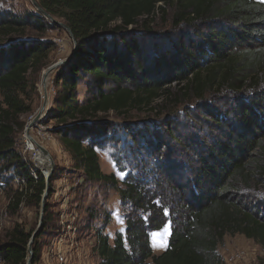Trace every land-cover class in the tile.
<instances>
[{
  "label": "trees",
  "instance_id": "trees-1",
  "mask_svg": "<svg viewBox=\"0 0 264 264\" xmlns=\"http://www.w3.org/2000/svg\"><path fill=\"white\" fill-rule=\"evenodd\" d=\"M38 4L64 22L75 42L70 61L52 76L55 95L44 124L53 123L74 169L118 193L125 221L124 233L116 232L109 243L103 232L110 214L87 209V230L102 220L93 231L99 264H224L218 247L227 235H242L264 250V3ZM157 17L166 33L155 35ZM57 27L40 14L20 17L0 7V180L9 173L23 181L25 192L18 197L37 205L44 179L38 174L34 180L18 152L17 135L24 127L21 117L32 112L37 76L55 49L41 39ZM194 105L198 125L183 127L197 133L180 139L168 121L140 132L122 128L142 159L133 167L119 155L117 162L127 171L122 181L101 171L99 152L114 134L103 116L147 109L163 117L181 108L190 119ZM19 200L24 199L15 205ZM48 212L45 202L43 226ZM166 224L167 247L154 255L150 235ZM29 239L15 228L0 244V264H26ZM34 243L31 264L39 260Z\"/></svg>",
  "mask_w": 264,
  "mask_h": 264
},
{
  "label": "rangeland",
  "instance_id": "rangeland-1",
  "mask_svg": "<svg viewBox=\"0 0 264 264\" xmlns=\"http://www.w3.org/2000/svg\"><path fill=\"white\" fill-rule=\"evenodd\" d=\"M34 1L38 3V0ZM0 7L20 17L26 13L38 14L31 0H0ZM58 23L64 25L62 20H58ZM152 27H154V33L160 31L156 32L155 35L158 33H166L168 30L159 21V17L156 18ZM147 38L148 42H152L150 37ZM45 40L53 43L55 49L49 55L47 66L37 76L35 84L36 94L34 103L32 104V112L21 117L24 122V127L17 135L18 152L28 165L34 180H36L35 177L37 178L38 174L43 179L47 174V167L46 169L42 168L34 158L35 155L38 156L40 154V149L46 150L53 161V172L48 180L49 192L46 200V204L49 206V219L44 225L45 227L43 226L44 215L42 225L41 227L39 226L40 203L37 205L30 201V199L21 197L25 192V183L16 178H12V174L9 173H7L4 180H0V244L9 238L15 228L30 235V238L36 231L40 230L39 236L35 239V247L39 252L37 264H41L40 257L42 255L44 256L47 248L50 247L49 243L54 238L53 231L61 225L59 219L62 214L63 217H67L66 220L68 223H73L69 214L75 217L74 224L78 229L75 242L79 246L81 244L87 248L94 246L95 239L93 231L102 226V220L98 219L92 223L91 230H87L86 217L89 207L100 213L107 212L110 214L111 222L108 223L103 232L104 235L109 237V243H112L113 236L116 232L123 234L125 231V221L123 220V214L119 206L118 193L112 190L106 182L87 180L81 170L74 169L71 157L62 146L58 136L52 132L53 123L45 125V118H43L36 124L35 128L29 129L26 133L30 118H33L41 109L45 98L47 99L46 109L49 111L52 107L53 97L55 95L52 86V76L55 72L49 75L46 86L43 87L42 76L44 71L55 63L68 58L73 49V42L68 32L61 27L50 30L45 34L41 41ZM221 96H225L228 100L233 97V95L226 93ZM148 111L147 109L140 112L131 111L123 117L113 113L103 116L113 127L112 131L114 132L113 135H110L111 142L103 148V151L99 152L100 168L105 175H115L117 181L123 180L127 171L117 162L120 154H124L126 160L133 167L134 164H139L140 159H142L139 155L140 153H137L131 144L128 145L127 141L129 140L126 139L127 134L121 133L122 128L132 127L137 132H140L144 129L142 127H145V125L150 126L155 124L158 126L157 124L163 125V123L168 121L172 125L174 124V129L178 131L177 136L180 139L184 140L186 136L197 133V130H194V132L190 128V134H187V130L183 127V125L190 127L198 125V119L193 117L194 114L197 117L195 105L190 107L192 113L190 119L187 118L188 116H185L186 110L181 108L178 111H173L172 109L165 111L163 112V117H157ZM171 127L173 128V126ZM162 137L165 138L164 141L167 140L165 134ZM27 141L34 146V151H24ZM169 144L172 145L170 142ZM37 146H40V149ZM40 159L45 161L44 157H40ZM18 195L21 196L18 197ZM17 198L24 200L21 202L19 200V204L15 205ZM62 224L64 225V222ZM169 227V224H166L161 231L150 235V246L154 255H160L165 251L169 236ZM34 244L32 247H34ZM78 254L82 253L78 252ZM218 254L224 264H264V250L256 242L242 235L225 236L222 244L218 247ZM92 258L96 264L100 263L96 255H93Z\"/></svg>",
  "mask_w": 264,
  "mask_h": 264
},
{
  "label": "built area",
  "instance_id": "built-area-1",
  "mask_svg": "<svg viewBox=\"0 0 264 264\" xmlns=\"http://www.w3.org/2000/svg\"><path fill=\"white\" fill-rule=\"evenodd\" d=\"M30 120H32V118H30ZM24 151L32 152V150H29L27 143ZM35 179L37 178L35 177ZM62 215H60L59 219L61 225L58 229H55L54 238L52 242L49 243L50 247L47 248L45 255L40 257L41 264H96L92 260L94 246L87 248L83 246V244L79 246L75 242V238H77L78 233V229L76 228L77 226L74 224L75 217L69 214L73 223H68L66 220L67 217H63ZM62 222H64V225ZM78 252L82 254H78Z\"/></svg>",
  "mask_w": 264,
  "mask_h": 264
},
{
  "label": "water",
  "instance_id": "water-1",
  "mask_svg": "<svg viewBox=\"0 0 264 264\" xmlns=\"http://www.w3.org/2000/svg\"><path fill=\"white\" fill-rule=\"evenodd\" d=\"M36 11L38 12V14L42 15V17H44L45 19H47L48 21H50L53 25L55 26H58V27H61L63 28L64 30H66L73 42V50L71 52V54L69 55L68 58H66L65 60L63 61H59L57 63H55L54 65H52L51 67H49L48 69H46L43 73V76H42V85L43 87L46 86V82H47V79L49 78V75H51L53 72H55L57 69L61 68L63 65L67 64L70 59L72 58L73 56V53H74V49H75V42H74V39L73 37L71 36V31L70 29L66 26V25H63V24H60L58 23L57 21H55L53 18H51L47 13H45L39 6L38 3H36L34 0H31ZM46 106H47V99L45 98L44 99V103H43V106L41 107V109L37 112V114L33 117L32 120L29 121L28 123V126L26 128V133L28 132L29 129L31 128H35L36 127V124L39 123L43 118H45L46 114L48 113V109H46ZM38 148L40 146H37ZM47 157L49 158L50 160V163H51V168L49 169L48 173L46 174V176L44 177V183H45V190H44V193L41 197V201H40V218H39V226L41 227L42 225V221H43V215L45 213V202L48 198V190H49V186H48V180L53 172V161L52 159L50 158L48 152L46 150H44ZM40 234V230L36 231L30 238L29 240V243H28V246H27V253H28V259L26 261V264H31V260L33 258V244H34V241L35 239L39 236Z\"/></svg>",
  "mask_w": 264,
  "mask_h": 264
},
{
  "label": "bare ground",
  "instance_id": "bare-ground-1",
  "mask_svg": "<svg viewBox=\"0 0 264 264\" xmlns=\"http://www.w3.org/2000/svg\"><path fill=\"white\" fill-rule=\"evenodd\" d=\"M32 119H33V118H32ZM27 144H28V146H29V150L34 151V146H33L31 143H29V141H27ZM39 149H40V148H39ZM38 152H39V151H38ZM40 157H44V158H45V161H42V160L40 159ZM34 158L36 159L37 164L40 165L42 168L46 169V167H47V173H48L49 169L51 168V163H50V160H49V158L47 157L46 153L44 152V150H43V149H40V154H39L38 156L35 155ZM91 240H92V239H91ZM95 240H96V239H95Z\"/></svg>",
  "mask_w": 264,
  "mask_h": 264
},
{
  "label": "snow or ice",
  "instance_id": "snow-or-ice-1",
  "mask_svg": "<svg viewBox=\"0 0 264 264\" xmlns=\"http://www.w3.org/2000/svg\"><path fill=\"white\" fill-rule=\"evenodd\" d=\"M262 3H264V0H261Z\"/></svg>",
  "mask_w": 264,
  "mask_h": 264
}]
</instances>
